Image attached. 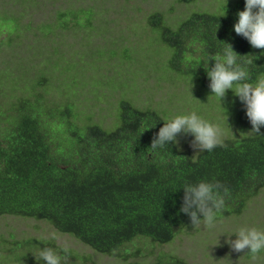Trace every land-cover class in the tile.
Masks as SVG:
<instances>
[{"label": "trees", "instance_id": "obj_1", "mask_svg": "<svg viewBox=\"0 0 264 264\" xmlns=\"http://www.w3.org/2000/svg\"><path fill=\"white\" fill-rule=\"evenodd\" d=\"M194 1L176 0L187 6ZM28 2L37 7L41 3ZM62 5L51 22L33 27L38 31L34 36L50 49L48 56H36L42 58L41 64L29 57L20 60L32 63L29 70L18 67L15 74L8 65L0 73V79L13 76L14 89L18 87L14 99L0 105V218L43 220L95 252L126 264H192L173 253L154 251L172 242L180 228L193 226L180 211L183 188L219 181L229 192L217 220L242 214L264 188V126L256 134L242 125L223 138L224 146L212 151H194L188 140H178L179 135L177 143L153 149L154 136L169 120L166 109L159 107L162 104L139 99L137 91L143 84L138 76L147 77L157 66L158 81L169 76L175 84L191 82L201 98H208L212 92L207 70L215 64L210 59L223 56L231 44L240 55L237 63L249 73L248 82L255 83L264 75V50L253 48L234 31L245 0H224L214 9L192 10L175 22L155 10L140 18L141 42L124 44L122 35L124 46L112 50L101 49L118 43L108 36L103 6L95 2L75 6L74 0ZM8 11L0 16V32H6L0 51L7 44L12 58L33 24L23 22L30 8L21 14ZM67 36L75 41L67 43ZM48 41L51 48L45 44ZM63 46L68 53L79 51L68 55ZM104 54H109L107 59ZM90 65L92 73L86 70ZM107 85L114 86L108 93ZM100 91L103 94L96 95ZM92 94L106 97V104L86 113L82 96ZM239 104H243L240 99H225L218 107L241 124L246 108L236 107ZM106 107L114 109L108 112L111 121L103 118ZM98 114L103 117L96 118ZM137 240L151 245V261L139 259L148 255L141 247H131ZM43 248L54 249L61 264H98L90 255L70 248L63 251L65 247L51 238L13 235L0 237V264H45L39 256Z\"/></svg>", "mask_w": 264, "mask_h": 264}, {"label": "rangeland", "instance_id": "obj_2", "mask_svg": "<svg viewBox=\"0 0 264 264\" xmlns=\"http://www.w3.org/2000/svg\"><path fill=\"white\" fill-rule=\"evenodd\" d=\"M27 1L28 0H21V4L18 2L9 3V0L8 3L4 2V0H0V16H5L8 13L10 14L8 10H14V12L21 14L22 12H26L24 11L26 8H30L31 13L23 17L25 20L23 22H32L33 24L32 29L23 33V35H26L27 37L16 47L15 56L11 58L12 47H8L7 44L3 46L2 51H0V73L3 72L5 67L8 65L15 71V74H18V67H21V71L29 70L32 63L22 62L27 60L29 57H34L33 61L37 62V65L41 64L40 61L42 58L36 56L42 54L46 57L48 56L50 49L46 45H43L42 41L38 37L34 36L37 29H33V27L41 22H51L54 19L53 15L55 10L62 7L63 2L68 0H40L41 3L38 7H42L41 9L37 6H33L29 2L27 3ZM221 1L224 0H195L194 3L189 4L188 6L185 3L179 4L176 0H78L77 2L74 0V3L75 6H80L82 4L89 5L95 2L98 7L103 6L109 28L107 30L108 36L112 35V39H116L118 43L116 42V45L110 43L101 49L112 50L113 48L117 49V47L121 48L124 46L120 43L121 40L124 41V44L128 45L135 42H141L142 37L138 34L141 33V35H143L144 31H142L140 18L144 19V15L146 14L152 13L155 10H160L164 12L168 18H170L171 22H175L192 10L217 8ZM45 8L46 10L43 11ZM132 28H136L135 30L137 33L132 32ZM122 35L124 36L120 40ZM5 36L6 32H0V39L5 38ZM93 37L95 39V35ZM96 39H100V36H97ZM70 40L72 43L75 41L73 37L67 36V43L70 42ZM18 41L20 40H16V42ZM51 43L52 42L48 41L45 44L49 45L51 48ZM77 45L78 44H74L73 47H76ZM103 45L104 44L101 46ZM61 48L66 50L65 53L68 55H71L75 50L79 51L78 49H74L71 53H68L66 46ZM104 55L105 56L102 57L107 59V55L109 54ZM71 57H75V55ZM117 58H119V56H117ZM89 61L92 63L93 60L90 58ZM42 62L45 63V59H43ZM94 65H97V62H95ZM156 67L157 66H155V69L150 68L151 71L150 73L147 72V77L144 75L138 76L139 82L143 85L137 93L139 99L144 102H150L154 106H159V103L162 104L159 107L164 110L166 109V116L168 117V120L177 115H185L196 112L205 120L218 125L223 131V138L225 136H232L234 134L233 131L238 132L239 127L242 125L247 126L246 129L248 131H252V125L246 114L244 121L239 124L240 120H234V117H229V115H226V113L221 111L218 107V103H221L222 100L225 99L238 101L239 97H237L232 90H228L231 92L230 95H226V97L222 100L213 95H209L208 98H201L199 95L201 91L191 82L181 81L175 84L173 82L174 80L171 82V78L169 76L166 77V80L158 81L156 79V75L160 74V72L155 71ZM94 69H96V67ZM86 70L91 73L94 72V70L92 71L91 65L89 69L87 68ZM15 83L16 81L13 79V76H10L7 79L2 76L0 79V105H4V103H8L10 100L14 99L15 94L18 93L15 92L14 94V90H17L18 88L14 89L15 86H13V84ZM92 83L93 80H90V84ZM105 87L107 89L106 93L109 92L110 88H114V86L110 87L109 85L104 86V88ZM87 91L88 88L85 86V92ZM52 93L56 98H58L55 91H52ZM94 94L90 95L89 98L84 95L82 96L86 113L91 111L92 108L93 110H97L99 106L106 104V97H100L103 94L102 91L96 93V95H100V99ZM243 106L244 104L236 105V107L240 108ZM106 110L105 117L98 114L96 115V118L101 119L103 117L106 120L111 121L109 113H112L114 109L106 107ZM178 140L183 142L188 140L192 147L191 142L194 140V137L190 134L186 135L181 133L179 134ZM192 149L194 151H198V149H194L193 147ZM241 227H256L264 230V188L249 202L247 208L242 214L216 220V226L211 229L205 227L203 223L199 227L188 226L180 228L172 242L164 245H158L154 248V251L156 254L159 251L173 253L187 259L192 264H263L264 252H261L258 258L253 260L251 255L246 252L247 250L245 252H235L227 242L237 238L235 233H237ZM10 235L17 238L25 236L51 238L56 243L73 249L80 254L90 255L98 264H126V262L120 258L95 252L91 247L85 245L75 237L59 232L52 224L43 220L38 221L32 218H21L15 216L0 218V237L3 236L7 238ZM139 241L141 240H137L131 247H141L142 251L144 250L143 254L148 255L140 257L139 259L141 262L151 261L154 256L150 254V252L153 251V248L150 244H147L144 241Z\"/></svg>", "mask_w": 264, "mask_h": 264}, {"label": "clouds", "instance_id": "obj_3", "mask_svg": "<svg viewBox=\"0 0 264 264\" xmlns=\"http://www.w3.org/2000/svg\"><path fill=\"white\" fill-rule=\"evenodd\" d=\"M238 20L234 31L247 39L256 49L264 50V0H245L243 11L237 13ZM223 56L216 55L210 60L215 64L207 75L212 95L222 100L228 90L239 97L246 108V115L252 125V132L260 134L264 126V75L258 77L255 83L248 82L250 77L247 69L237 63L238 55L231 44H227ZM252 63V61H248ZM190 134L194 137L192 147L198 150L212 151L217 146H224L223 131L196 112L177 115L165 122L154 136L151 148L164 147L166 143L178 142L179 134ZM183 204L180 211L190 217L194 227L202 223L211 229L216 226L217 213L225 206L224 196L229 190L219 181H200L184 188ZM223 189V195L221 194ZM200 216L203 218L200 219ZM236 239L227 241L235 252H248L256 260L264 252V230L256 227H241L235 233ZM63 251L67 252L65 247ZM45 264H61V256L52 248H43L39 253Z\"/></svg>", "mask_w": 264, "mask_h": 264}, {"label": "bare ground", "instance_id": "obj_4", "mask_svg": "<svg viewBox=\"0 0 264 264\" xmlns=\"http://www.w3.org/2000/svg\"><path fill=\"white\" fill-rule=\"evenodd\" d=\"M162 9V8H161Z\"/></svg>", "mask_w": 264, "mask_h": 264}]
</instances>
